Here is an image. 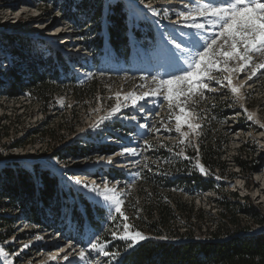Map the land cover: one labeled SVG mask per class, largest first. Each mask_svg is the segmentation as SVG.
<instances>
[{
  "label": "rangeland",
  "instance_id": "1",
  "mask_svg": "<svg viewBox=\"0 0 264 264\" xmlns=\"http://www.w3.org/2000/svg\"><path fill=\"white\" fill-rule=\"evenodd\" d=\"M121 3L126 4L127 0H121ZM135 3L139 5L136 11L139 19L133 23L126 17V33L128 39L133 37L128 40V46L136 54L127 62H117L112 69V61H107V56L103 54H110L111 50L98 40L99 37H105V26L110 16L105 8V0H0V31L24 38L20 49L32 54L27 61L18 60L14 54L6 51L5 42L0 41V169L13 164L31 173L34 169H41L47 171L50 177H56L60 189H63L62 197L54 201L47 211L55 222L50 229L38 230L36 226H31L21 212L14 227L9 225L11 222H0V248L5 250L12 264H118V259L128 252L129 249L121 247L124 242L115 240L108 244V248L112 252L119 249L117 260L95 252L86 261L79 259L77 252L87 246V233H98L104 240L111 237L106 220L100 223V231L88 227H68L67 212L70 208L79 210L84 201L94 204L86 192L75 187L70 190L67 186L71 184L68 177L80 178L87 184L93 180L97 183L101 180L118 182L117 187L127 193L124 196V210L129 218L132 215L137 218V213H134L133 205L129 206L128 196H135V204L140 203L142 197L136 196L137 185L140 180L149 178L157 186L158 192L171 191L175 195L173 198L192 203L195 210L204 212L200 223L196 224L192 220L187 224L176 215L173 224L180 233L193 227L196 239H207V231H214L218 222L224 224L214 201L217 193L225 195L236 192L241 199H247L246 203L240 201L239 205L250 204L263 222L257 225L248 215L239 214L240 224L248 226L253 233L264 228V127L260 126L264 124V75L247 80V73L233 74V84L239 86L241 82L244 83L240 98L225 87L206 93V100L196 96L188 102L189 108L201 116L196 122L202 127L196 135H189L190 145L180 147L184 148L186 155L199 162L201 147H212L217 151L223 166L213 173L208 171L207 175L194 167L196 159L189 161L176 155L180 149L173 146L178 144L181 137L174 131V118L167 125L172 131L166 132L161 127V121L167 122L172 116L163 95L155 98L149 96L141 101L143 107L139 111L129 105L117 116L106 119L99 128L95 127L100 117L107 116L115 106L116 93L123 96L150 91L155 87L152 76H163L167 68L161 35L174 27L171 20L176 17L171 13V20L163 16L153 17L140 0H135ZM146 3L161 12L183 8L182 0H146ZM121 11L126 16L128 9ZM52 29L55 32L53 39L48 44L43 43L40 39H44L45 32ZM136 30L138 37L133 35ZM54 51L64 55L69 64L66 73L58 80L52 79L47 72L62 66L61 60L54 59ZM39 59L46 62L43 71L52 84L51 98H47L45 103L40 102L32 94L30 86L21 87L20 94L9 97V80L5 75L8 64L16 62L24 68H32L39 63ZM96 59L103 67L95 65ZM253 59L257 63L264 62V55L254 56ZM26 78L29 81L30 78L33 81L36 79L33 75L22 77ZM24 83L27 85L26 81ZM73 87L83 89V97L75 98ZM249 114L253 115V119H248ZM133 115L137 117L136 120L130 119ZM140 124L150 127L140 128ZM152 126L160 128V131H153ZM182 131L189 130L185 127ZM138 132L143 135H137ZM145 140L152 145L151 149L144 150ZM100 144L109 146L102 151ZM137 145L142 150L140 156L126 155L121 158L113 155L124 146ZM242 147L246 155L242 153ZM81 148L79 153L78 149ZM240 151L242 158L247 159L254 170L250 177L239 172L232 161L240 155ZM109 157L112 163H108ZM133 160L139 164L132 163ZM112 169L126 174L116 179ZM136 173H139L138 177ZM183 177L193 178L183 180ZM204 185H212L216 192L212 188L200 190ZM74 194L78 195V200ZM56 208L62 211L61 221L60 216L54 215ZM101 210L105 217L106 211ZM3 213L7 212H3L0 207V215ZM17 213L16 210L7 215ZM199 225H202V230L198 232ZM143 233L153 239L151 235ZM36 235L43 239L36 240ZM69 242L76 248L69 261L47 259L58 252L63 257L65 253L60 249ZM25 244L29 247L23 248ZM0 264H5V261L0 260Z\"/></svg>",
  "mask_w": 264,
  "mask_h": 264
},
{
  "label": "trees",
  "instance_id": "2",
  "mask_svg": "<svg viewBox=\"0 0 264 264\" xmlns=\"http://www.w3.org/2000/svg\"><path fill=\"white\" fill-rule=\"evenodd\" d=\"M128 22L121 8H116L115 11L108 17L105 26V37H99V43L110 48V54H104L107 61H112V69L117 62L129 61L131 56L136 53L128 46L127 35ZM138 37L139 33L136 30L133 34ZM153 37H151L152 39ZM23 39L18 34H12L0 31V41L5 42L6 51L14 54L18 60L27 61L29 53H24L21 48ZM19 45V46H18ZM107 47V48H108ZM55 60H61V67L51 68L49 71L52 79L58 80L68 70L69 64L64 55L57 51L53 52ZM36 66L22 67L16 62H10L5 71L6 77L9 80L7 94L13 98L21 93V87L30 86L32 94L40 102L45 103L51 98L53 91L52 84L49 78L44 76V67L46 62L39 59ZM97 67L102 66L99 60L94 61ZM40 66V67H39ZM111 69V70H112ZM33 75L35 81L30 78L22 79L23 76ZM26 81L27 85H25ZM83 89L76 87L72 88V93L75 98L83 97ZM82 92V93H81ZM225 114V112H223ZM218 145V143H217ZM101 150L108 147L107 144L99 145ZM244 147V146H243ZM242 153L246 155L243 150ZM81 149H78L81 153ZM202 157L200 162L206 169L213 173L215 170H220L223 164L217 155V151L212 147H201ZM249 155V162L251 156ZM246 159V156H244ZM247 160V159H246ZM240 155L233 158V163L239 168V172L252 175L253 168ZM14 165V166H13ZM4 166L0 169V207L6 214L0 215V222H11L10 226L14 227L18 222V214L21 212L23 218L31 226H36L38 230L50 229L54 220L47 213L48 209L54 201L60 199L63 194V189L56 177H50L47 171L34 169L33 173L19 168L16 164ZM116 175V179L126 173L111 170ZM193 178V177H189ZM183 177V180H190ZM39 183L37 184V182ZM174 184V183H173ZM209 184V183H208ZM136 196L142 197L141 202L135 204V196H128L129 206L133 208L134 216H130L129 221L134 228H138L153 237L138 243L133 249H129L123 256L118 259L123 261V264H264V228L258 233L250 231L248 226L240 224L239 214L249 216L257 225H262L259 213L253 211V208L248 205H239L240 201L246 203L247 199H241L236 192H229L225 195L217 193V198L214 200L217 208L220 210V220L224 224L216 225L214 231H207V239H196L195 231L185 229L184 233H180L179 229L174 228L176 215L182 217L187 224L194 220L195 223H200L204 212L194 208L192 203L182 201L179 198H173L175 195L171 191H159L155 183L149 178L140 180L137 185ZM206 188L216 189L212 185H204L200 190ZM72 195V193L70 192ZM75 195V194H74ZM150 196L153 198L150 200ZM78 200V195H75ZM61 204V203H59ZM56 205L54 206V208ZM59 208V205H57ZM18 211L17 214L9 216L13 211ZM54 215L60 216V221L63 219V214L60 209H55ZM68 227L77 226L78 229L92 228L95 231H100V223L105 220L104 213L95 204L84 201L81 208L76 210L72 207L67 212ZM134 218V220H133ZM198 232L202 230V225L197 227ZM209 230V229H208ZM225 230V231H224ZM166 237V239H160ZM107 238V237H105ZM106 240V239H105ZM110 240V239H107Z\"/></svg>",
  "mask_w": 264,
  "mask_h": 264
},
{
  "label": "snow or ice",
  "instance_id": "3",
  "mask_svg": "<svg viewBox=\"0 0 264 264\" xmlns=\"http://www.w3.org/2000/svg\"><path fill=\"white\" fill-rule=\"evenodd\" d=\"M140 3L144 4L153 17L163 16L164 19L171 20L170 13L176 17L175 20H171L174 27L161 35L163 51L167 57L165 74L152 76L155 87L150 91L139 94L128 93L123 96L119 92L116 93L115 106L110 109L107 116L100 117L95 127L99 128L106 119L117 116L129 105L139 111L143 107L141 101H145L149 96L155 98L163 95L172 116L167 122L161 121V127L166 132L172 131L167 125L174 118V131L181 137L178 144L173 146L180 149L176 155L191 161L196 158L186 155L184 148L180 146L190 145L189 135H196L197 130L202 126L196 122L201 116L193 108H189L188 102L196 96L206 100V93L216 92L225 87L230 88L231 92L240 98L244 83L241 82L239 86L233 84V74L247 73V80L264 75V62L257 63L253 59L254 56L264 55V0H182L183 8L166 9L162 12L146 3V0H140ZM105 8L108 15H111L116 8L122 10L127 8L126 17L130 22L134 23L139 19L136 16L139 5L135 0H127L126 4H122L121 0H105ZM132 38L129 37L130 40ZM130 119L136 120L137 117L133 115ZM248 119H253V115L249 114ZM260 126L264 127V124ZM139 127L150 126L140 124ZM185 127L189 131H182ZM152 130L159 132L160 128L152 126ZM137 135L142 136L143 133L138 132ZM144 144V150L151 149L152 145H149L147 140ZM141 151L139 145L124 146L113 155L121 158L126 155L137 157L141 155ZM112 162V158L109 157L108 163ZM132 163L139 164L135 160ZM194 167L201 174H208V170L198 159ZM135 176L138 177L139 173ZM68 181L71 182L67 185L70 190L75 187L81 192H86L92 203L106 211L105 220L111 237L110 240H104L98 233H87V246L77 252L81 261H86L92 252L115 261L120 256V251L118 249L112 252L108 248V244L112 241L120 240L124 242L121 247L133 249L141 241L149 239L129 222L130 218L124 210V196L127 193L117 187L118 182L101 180L97 183L93 180L91 184H87L80 178L74 177H68ZM35 239L41 240L43 237L36 235ZM28 247V244L23 246V248ZM60 251L65 253L63 257H60L58 252L49 255L47 259L69 261L71 253L76 252V248L72 242H69ZM0 260L5 261V264H12L3 248H0ZM119 264H123V261H119Z\"/></svg>",
  "mask_w": 264,
  "mask_h": 264
},
{
  "label": "bare ground",
  "instance_id": "4",
  "mask_svg": "<svg viewBox=\"0 0 264 264\" xmlns=\"http://www.w3.org/2000/svg\"><path fill=\"white\" fill-rule=\"evenodd\" d=\"M45 34H46V39H53V36L55 35L54 29L45 32Z\"/></svg>",
  "mask_w": 264,
  "mask_h": 264
}]
</instances>
